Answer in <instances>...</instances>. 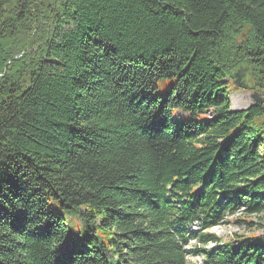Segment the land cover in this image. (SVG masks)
<instances>
[{
	"label": "trees",
	"instance_id": "1",
	"mask_svg": "<svg viewBox=\"0 0 264 264\" xmlns=\"http://www.w3.org/2000/svg\"><path fill=\"white\" fill-rule=\"evenodd\" d=\"M239 67L264 100V0H0V264H264L201 233L264 216Z\"/></svg>",
	"mask_w": 264,
	"mask_h": 264
},
{
	"label": "rangeland",
	"instance_id": "2",
	"mask_svg": "<svg viewBox=\"0 0 264 264\" xmlns=\"http://www.w3.org/2000/svg\"><path fill=\"white\" fill-rule=\"evenodd\" d=\"M246 81V79H245ZM164 89H169L171 82H160L159 84ZM250 92H247L245 90L237 89L233 85L228 86V97L231 104L232 110H245L248 109L253 105V102L250 98ZM208 118L211 117V114L208 113ZM258 124L261 123V120L258 119L256 121ZM241 221V215L237 214L234 216H228L225 218L224 223L218 226H214L208 230L201 231V233H208V234H214L217 238L221 240V242H236L238 240L237 236H252V235H262L264 233V216H252L248 218V221L251 222V224L247 225L245 223H240ZM239 222V223H237ZM200 226L199 223L193 224L191 227L192 232H199ZM196 244V241H191L190 247L194 246ZM201 259L199 257H189L188 264H199Z\"/></svg>",
	"mask_w": 264,
	"mask_h": 264
},
{
	"label": "water",
	"instance_id": "3",
	"mask_svg": "<svg viewBox=\"0 0 264 264\" xmlns=\"http://www.w3.org/2000/svg\"><path fill=\"white\" fill-rule=\"evenodd\" d=\"M246 76H247V70L243 69L242 67H239V69L235 72V74L230 77L232 85L237 89L250 91L251 88L248 84V81H245ZM250 98L253 104L262 105L264 103V100L256 92H252Z\"/></svg>",
	"mask_w": 264,
	"mask_h": 264
},
{
	"label": "flooded vegetation",
	"instance_id": "4",
	"mask_svg": "<svg viewBox=\"0 0 264 264\" xmlns=\"http://www.w3.org/2000/svg\"><path fill=\"white\" fill-rule=\"evenodd\" d=\"M251 93V92H250Z\"/></svg>",
	"mask_w": 264,
	"mask_h": 264
}]
</instances>
